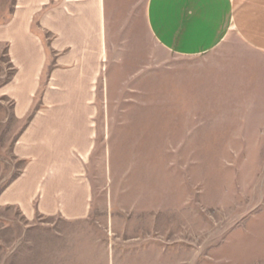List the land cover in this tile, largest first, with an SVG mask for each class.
<instances>
[{"label":"rangeland","instance_id":"374dc122","mask_svg":"<svg viewBox=\"0 0 264 264\" xmlns=\"http://www.w3.org/2000/svg\"><path fill=\"white\" fill-rule=\"evenodd\" d=\"M145 4L119 0L91 97L90 222L57 223L58 238L1 208L0 264H58L64 237L84 264L88 236L89 251L112 250L107 264H264V59L218 74L207 55H171L149 35ZM1 155L8 179L18 163Z\"/></svg>","mask_w":264,"mask_h":264},{"label":"crops","instance_id":"0c3cea01","mask_svg":"<svg viewBox=\"0 0 264 264\" xmlns=\"http://www.w3.org/2000/svg\"><path fill=\"white\" fill-rule=\"evenodd\" d=\"M143 20L165 52L207 55L218 74L264 59V0H146ZM119 22V0H0V158L18 163L0 177V209L25 229L38 222L61 238L57 223L90 222L89 110ZM7 225L0 218V230ZM93 242L81 262H110L112 250L89 251ZM63 245L57 263L73 264Z\"/></svg>","mask_w":264,"mask_h":264}]
</instances>
